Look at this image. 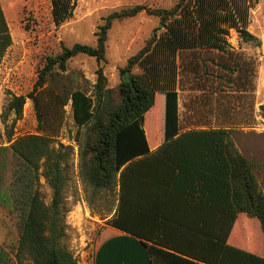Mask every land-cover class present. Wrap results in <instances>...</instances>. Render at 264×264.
I'll use <instances>...</instances> for the list:
<instances>
[{
  "label": "trees",
  "instance_id": "obj_1",
  "mask_svg": "<svg viewBox=\"0 0 264 264\" xmlns=\"http://www.w3.org/2000/svg\"><path fill=\"white\" fill-rule=\"evenodd\" d=\"M50 1L56 26L73 18L74 0ZM253 8V0H179L171 9L137 5L105 19L95 34L96 46L64 47L46 59L31 92L26 96L12 95L0 117L10 144L4 150L11 152L16 166H12L14 177L9 192L0 193V198L19 220L20 254L34 264H78L62 245L67 231L62 214L63 194L71 150L53 146L64 125L65 108L71 104L76 123L88 127L79 147L82 180L96 192L119 188L117 212L106 222L107 226L150 243L148 251L152 257L218 255L219 261L208 257L201 262L229 264L234 256L233 264H264V254L256 253L240 237L248 218L256 219L264 232V194L253 165L235 147L231 139L233 126L229 123L183 130L178 93V58L188 52L196 58L195 63L189 64L195 69L197 64L202 65L205 81L215 77L221 94L226 83L242 87L240 94L255 100L251 80L256 65L232 53L229 43L233 30L245 43L258 42L248 30ZM144 12L159 18L162 32L154 35L120 70L117 89L107 87V78L99 68L98 81L90 95L68 73L69 61L79 55L95 58L99 63L104 61L113 23ZM11 45L0 1V63ZM185 66L188 63H184V69ZM212 68L218 73L214 74ZM47 85L56 90L50 98L45 94ZM220 96L227 98L223 105L227 108L219 118L228 122L232 117L229 94ZM28 100L34 105L39 134L15 139V123L22 118ZM260 109L264 114V105ZM154 113L158 124L153 129L149 120L146 125V117ZM11 115L15 118L9 125ZM149 134L155 136L153 146ZM41 176L53 190L49 206L37 187ZM180 205L185 210L177 213ZM170 207L172 211L167 212ZM157 220L178 221L191 232L195 243L191 247L169 244L152 230ZM200 222L202 226H198ZM145 225L149 226L148 231L142 230Z\"/></svg>",
  "mask_w": 264,
  "mask_h": 264
},
{
  "label": "rangeland",
  "instance_id": "obj_2",
  "mask_svg": "<svg viewBox=\"0 0 264 264\" xmlns=\"http://www.w3.org/2000/svg\"><path fill=\"white\" fill-rule=\"evenodd\" d=\"M8 22L12 45L0 63V117L12 95L26 96L31 92L38 73L49 56L59 54L64 47L76 44L96 46V32L104 20L112 13L137 5L153 9H171L179 0H74L75 12L67 23L56 26L52 19L50 0H0ZM249 32L258 42H243L233 30L229 37L231 51L242 60L253 62L256 73L252 76L255 87V100L242 96L240 90L224 83L221 94L215 77L206 81L204 68L191 61L196 58L188 52L178 58L181 66L178 83L179 110L183 130L194 128H216L221 124L233 126L231 139L237 150L253 165L260 188L264 194V0H253ZM162 28L157 17L141 13L123 21H115L108 33L105 60L100 63L95 58L79 55L69 61L68 73L74 76L79 86L87 89L90 95L98 81L97 71L103 69L107 87L117 89L121 82L120 70L130 58L138 54L154 35H160ZM195 61V62H194ZM183 62V64H182ZM184 63H188V67ZM134 72H140L135 69ZM214 74L218 70L212 68ZM233 75L232 78L236 77ZM56 92L53 85H47V98ZM229 94L228 106L232 114L228 122L219 115L224 107L223 96ZM252 101L255 107H252ZM227 103V102H226ZM160 105L163 108L164 98ZM64 125L60 137L53 146L56 149L69 148L71 158L66 166L67 183L64 189L62 214L67 231L62 245L76 258L78 264H94L96 241L104 219L113 214L118 205L119 188L96 192L86 185L80 174L79 147L85 141L88 127H80L74 118L71 104L65 108ZM15 116L11 115V125ZM153 127L158 124L155 113L146 117ZM148 123V125H149ZM145 125V126H146ZM5 126L0 118V193H8L13 181L15 160L11 152L4 150L10 144L6 141ZM37 118L33 103L28 100L23 116L16 121L14 138L37 135ZM150 145L155 144V136L149 134ZM2 136V137H1ZM79 140V141H78ZM43 169H41V174ZM42 200L51 205L53 190L41 176L37 186ZM240 237L249 243L256 253L264 254V232L256 219H246ZM20 228L17 216L12 213L0 198V264H34L28 256L19 253Z\"/></svg>",
  "mask_w": 264,
  "mask_h": 264
},
{
  "label": "crops",
  "instance_id": "obj_3",
  "mask_svg": "<svg viewBox=\"0 0 264 264\" xmlns=\"http://www.w3.org/2000/svg\"><path fill=\"white\" fill-rule=\"evenodd\" d=\"M180 206L182 208H176L177 213L180 209L182 212L185 210L183 205ZM117 207L111 216L102 220V228L100 229L96 241L94 264H187L180 260V258L192 261L194 264H206L201 262L202 259L208 257L215 260L219 259L218 255H175V257L173 255H153L152 257L149 255L148 251V245H150V243L106 225V222L115 216ZM169 211H172V207L168 208L167 212ZM180 220L181 224L183 220L182 218ZM198 226H202L201 222ZM142 228V230L148 231L149 226L145 225L142 226ZM152 230L171 245L191 247L195 243V241L191 239V232H187L183 226L179 225L178 221H154ZM198 242L199 251H201L202 235L198 237ZM221 259H223L222 256L220 257V260ZM234 259L235 257L232 256L229 260V264H233Z\"/></svg>",
  "mask_w": 264,
  "mask_h": 264
}]
</instances>
